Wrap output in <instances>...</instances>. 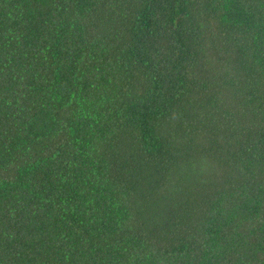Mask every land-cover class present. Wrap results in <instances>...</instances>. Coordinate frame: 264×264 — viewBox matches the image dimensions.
I'll list each match as a JSON object with an SVG mask.
<instances>
[{
  "label": "trees",
  "instance_id": "16d2710c",
  "mask_svg": "<svg viewBox=\"0 0 264 264\" xmlns=\"http://www.w3.org/2000/svg\"><path fill=\"white\" fill-rule=\"evenodd\" d=\"M0 264H264V0H0Z\"/></svg>",
  "mask_w": 264,
  "mask_h": 264
}]
</instances>
